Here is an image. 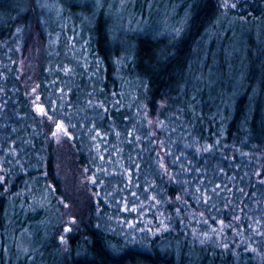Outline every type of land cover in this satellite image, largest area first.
<instances>
[{
    "label": "trees",
    "instance_id": "obj_1",
    "mask_svg": "<svg viewBox=\"0 0 264 264\" xmlns=\"http://www.w3.org/2000/svg\"><path fill=\"white\" fill-rule=\"evenodd\" d=\"M49 2L0 0V264H264V0Z\"/></svg>",
    "mask_w": 264,
    "mask_h": 264
},
{
    "label": "rangeland",
    "instance_id": "obj_2",
    "mask_svg": "<svg viewBox=\"0 0 264 264\" xmlns=\"http://www.w3.org/2000/svg\"><path fill=\"white\" fill-rule=\"evenodd\" d=\"M39 5L46 11L51 10L50 12L53 14H59L64 10L58 7L57 5L52 4V2L50 3L49 0H39ZM149 6L150 7H148V9H146L145 11L147 13V18H145V20L139 21L140 25H142L146 29H150V27H153L154 24H156L157 26H161L163 21L162 15H164V12L169 13V20L170 22L172 21L171 17H174L176 9H159L157 7H152V5ZM101 10L102 9H97V11ZM104 11H108V13H110L111 15L114 11H122V9H105ZM83 29L84 28L81 23H74L70 22V20H67L62 24V34H56L53 36V38L57 42L61 41L66 51L68 50V52L70 53H81L84 51V46L87 44L88 41V37H86ZM232 47L234 54L237 55V45L233 44ZM216 58V55L213 56V70L218 69L219 61ZM213 70H211V72L208 71L207 74L212 75L214 73ZM54 107H56V105L54 103H51V108ZM27 245V236L25 237L23 235H20L14 240L12 239V237H9V240L7 241V246H5L3 250V262L5 264H16L26 254Z\"/></svg>",
    "mask_w": 264,
    "mask_h": 264
},
{
    "label": "snow or ice",
    "instance_id": "obj_3",
    "mask_svg": "<svg viewBox=\"0 0 264 264\" xmlns=\"http://www.w3.org/2000/svg\"><path fill=\"white\" fill-rule=\"evenodd\" d=\"M37 111L38 112H40V113H42V114H45V115H47V113H45V111H44V109L42 108V107H37ZM56 128H57V130H63V128H64V126H63V124H57L56 125Z\"/></svg>",
    "mask_w": 264,
    "mask_h": 264
}]
</instances>
